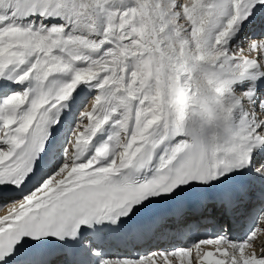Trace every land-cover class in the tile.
Here are the masks:
<instances>
[{
  "label": "snow or ice",
  "instance_id": "6c2138e0",
  "mask_svg": "<svg viewBox=\"0 0 264 264\" xmlns=\"http://www.w3.org/2000/svg\"><path fill=\"white\" fill-rule=\"evenodd\" d=\"M3 208L0 264H264V0H0Z\"/></svg>",
  "mask_w": 264,
  "mask_h": 264
},
{
  "label": "bare ground",
  "instance_id": "6f19581e",
  "mask_svg": "<svg viewBox=\"0 0 264 264\" xmlns=\"http://www.w3.org/2000/svg\"><path fill=\"white\" fill-rule=\"evenodd\" d=\"M4 211H6V208L0 209V214H3ZM209 221H202V225H207ZM189 227L192 229L191 232H189L188 228H185L183 230V234L179 236L178 239H175V233H168L166 236L162 237H156V238H145L143 240H138L139 242H136L138 245V248H133L131 244H123L121 242L115 241L112 243H109L106 245V250L110 252H128V251H136V250H144L147 248H153L155 249L156 247H167L171 248L174 244L178 246H183L182 242L189 241L190 239H194L197 236V225L195 223H192L189 225ZM239 225L234 224V230H238ZM203 230V226L199 228V234ZM153 240L155 241L153 244Z\"/></svg>",
  "mask_w": 264,
  "mask_h": 264
},
{
  "label": "rangeland",
  "instance_id": "374dc122",
  "mask_svg": "<svg viewBox=\"0 0 264 264\" xmlns=\"http://www.w3.org/2000/svg\"><path fill=\"white\" fill-rule=\"evenodd\" d=\"M153 244V243H152Z\"/></svg>",
  "mask_w": 264,
  "mask_h": 264
}]
</instances>
